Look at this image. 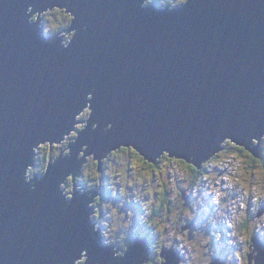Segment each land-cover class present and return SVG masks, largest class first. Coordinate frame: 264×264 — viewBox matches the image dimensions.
<instances>
[{
	"label": "water",
	"instance_id": "95a60500",
	"mask_svg": "<svg viewBox=\"0 0 264 264\" xmlns=\"http://www.w3.org/2000/svg\"><path fill=\"white\" fill-rule=\"evenodd\" d=\"M145 1L0 0V264L147 261L146 239L122 257L102 244L96 191L77 184L90 156L97 172L121 148L195 170L226 142L260 157L264 0H185L178 9ZM47 10L70 16L59 34L41 26ZM74 131L67 154L26 181L36 150ZM251 241L248 258L264 264V243ZM161 253L162 264H178V254Z\"/></svg>",
	"mask_w": 264,
	"mask_h": 264
},
{
	"label": "rangeland",
	"instance_id": "374dc122",
	"mask_svg": "<svg viewBox=\"0 0 264 264\" xmlns=\"http://www.w3.org/2000/svg\"><path fill=\"white\" fill-rule=\"evenodd\" d=\"M184 2L185 0H147L143 7L155 5L157 8H175ZM37 19L38 14L30 21L34 22ZM39 20L46 35H51L62 32L70 17L57 10H47L42 13ZM69 38L70 35H66L64 42L66 43ZM88 115L89 110L86 109L77 118L76 132L84 127ZM76 132L67 136L61 144L53 145L51 148L48 145H41L36 150L35 166L28 170L26 177L41 176L48 160L55 159L59 154L66 155L68 152L66 146L74 140ZM224 145L227 148L225 147L216 156L217 162L224 161V163L221 162L212 172L209 171L201 177L197 182L199 184L194 187L190 183L189 168L181 160L162 159L160 163L157 161L159 165L157 169L154 168L156 171H152L151 168H149L151 170L148 168L143 170L144 181L149 180L150 198L145 196L144 181L136 173L142 162V158L136 152L121 148L107 157L109 161L111 160L106 166L109 179L103 184L110 193L107 195L106 191H103L102 197L95 203L94 200L98 197L96 194L92 208L95 211L93 214L96 218L95 229H99L101 235L103 231L104 236L101 238L114 248L112 252L118 249L114 253L115 257L124 255L125 251L123 252L121 245L126 238L133 235L130 228L143 225L148 220L150 210L151 212L158 210L159 204L152 197L154 187L161 182L170 192L168 202L171 211L165 213L163 210L162 216L153 217L151 228L155 230L154 234L159 236L158 245L164 243L165 251L180 253L177 255L178 264H218L215 257L220 258V256L225 259L224 264H254L253 258H248L251 254L247 252L246 245L249 239L251 247L252 238L258 236L259 241L264 242V213L259 218L256 217L259 214L258 207L264 201V168L256 167V171L252 174L246 169L242 154L239 155L234 151L229 142ZM263 146L264 137L260 149ZM262 149L260 156L264 155V148ZM93 162V156H90L85 167L82 168L81 182L84 183L86 178L90 181L98 180L99 171L97 172V164ZM218 167H223L222 171L214 172ZM151 176H154L152 183H150ZM81 182L80 186L78 183V187L83 192L84 184ZM71 188L70 180H67L62 186V191L69 196ZM95 191L97 193L96 189L90 192ZM182 191H185L190 199L186 200L188 203L184 205L185 211L181 214L178 206L182 201ZM159 196L163 197V190L160 191ZM151 201L153 204L150 203ZM243 221L247 222L246 230L242 228ZM191 223L195 225L191 227ZM183 226L187 234L182 235L179 228ZM182 256L185 259L180 261ZM147 261L144 264H152L154 260L150 261L147 256ZM83 262L81 260L77 264Z\"/></svg>",
	"mask_w": 264,
	"mask_h": 264
},
{
	"label": "flooded vegetation",
	"instance_id": "af4514ba",
	"mask_svg": "<svg viewBox=\"0 0 264 264\" xmlns=\"http://www.w3.org/2000/svg\"><path fill=\"white\" fill-rule=\"evenodd\" d=\"M66 14V13H65ZM67 15V14H66ZM69 16V15H68ZM70 17V16H69ZM71 19V18H70ZM225 147H226V145H224ZM224 147V148H225ZM231 147V146H230ZM227 148V147H226ZM128 150V149H127ZM239 152V151H238ZM240 152H241V154H242V157H244V158H242V160H244V163H245V167H246V169H248V171H250L252 174L254 173V171H256V167H262V168H264V162L262 161L261 162V159H263V156L261 155L259 158H257L258 159V161H255V162H252V157H251V155L249 154V153H247V152H244L243 150H240ZM113 154V153H112ZM110 157V156H109ZM162 159H167V156L166 155H164V156H162L159 160H158V162L160 163V161L162 160ZM111 161V160H110ZM110 161H109V158H106L104 161H103V163H102V167H101V169H100V171H99V176H98V180H95V181H90V180H88V182H94V184L92 185V183L90 184L89 183V187L88 186H86L85 184H84V186H83V192H87V191H92L93 189H96L97 190V193L96 194H98V197L94 200V202L95 203H97V199H100L101 197H102V192L104 191V184H103V182H106V180H108L109 179V177H107V172H106V166H107V164H109L110 163ZM143 162V163H142ZM142 162L139 164L140 166H139V169H136V173H137V175L139 176V178H141L143 181H144V176H143V170H146V168H151L152 169V171H156V169L158 168V165H159V163L157 162L156 164H150V163H148V162H146V161H144L143 159H142ZM94 164H96V162L94 161L93 162ZM216 162L215 161H210V162H208L205 166H203L204 167V171H207L206 172V174H208V169L212 166V165H214ZM162 164V163H161ZM186 164V163H185ZM186 166H190L189 164H186ZM85 167V166H84ZM90 167V166H89ZM89 167H87V169L89 168ZM154 168H156V169H154ZM151 169H149V170H151ZM189 172H190V170H189ZM155 175V174H154ZM153 177L154 176H151L150 177V179H151V181H150V183H152V182H154L153 181ZM87 179V178H86ZM189 182V181H188ZM81 183H83V182H81ZM111 184V183H110ZM144 184H145V187H144V190H145V196L147 197V198H150L149 197V191H148V185H149V180L147 179V181L145 182L144 181ZM97 185V186H96ZM79 186H80V182H79ZM166 185L165 184H161V182L160 183H158L155 187H154V192H153V199H154V201L156 202V203H158L159 204V208H158V210H159V213L157 214L158 216L160 215V216H162L163 215V210L165 211V213H167L168 211H171V205L169 204V200H168V198H169V196H168V194L170 193L169 192V190H167V189H165L166 187H165ZM161 190H163V197H161L160 198V196H159V193H160V191ZM185 194V195H184ZM184 195V196H183ZM183 197V198H182ZM190 198L188 197V196H186V193H185V191H182V194H181V203H180V205L178 206V209L181 211V214L183 213V211H185L184 210V205L186 204V200H189ZM151 204H153V201H151L150 202ZM188 203V202H187ZM150 213V214H149ZM148 213V215L150 216H152V212H151V210H150V212ZM95 214V213H94ZM156 215V216H157ZM180 215V214H179ZM155 216V217H156ZM153 218V217H152ZM182 219H183V217H181ZM92 219H93V223H94V225H96V218H95V216H93L92 217ZM192 225H195V223H191V227H192ZM143 228V229H142ZM146 228H149V229H146ZM183 228V229H182ZM187 228H188V226H187ZM131 229V231H132V234L133 235H131V237H129V238H126L125 240H124V242L122 243V245H121V247L123 248V252L125 251V249L127 248V246L128 245H130L134 240H136V239H146L147 241H148V243L150 244V248L148 249V251H147V254H148V252H149V258H150V261H151V259L152 260H154V261H152V264H162V261H161V259H160V254H161V252H163V251H165L164 249L165 248H163V244L164 243H161L160 245H158V241H159V236L156 234H154V232H155V230H153L152 228H151V225H150V223H149V221H145L144 222V224L143 225H141V226H139V225H137V226H134V227H132V228H130ZM182 229V230H181ZM97 231H99V229H97ZM179 232L183 235V234H187V232L184 230V226L183 227H181V228H179ZM102 236H104L103 235V231H102ZM256 236V235H255ZM102 243H103V245L104 246H107V247H109L110 249H114L113 247H111L110 246V244L109 243H106V240L105 239H102ZM246 248H248L247 249V252H249V254H251V255H254V254H256V253H254L253 252V247H250V245H249V239H248V241H247V245H246ZM245 247H244V249H246ZM118 250V249H117ZM243 253H244V251H243ZM248 254V253H247ZM224 255H225V253H224ZM221 258V259H220ZM220 258H218V257H215V260H217V263L218 264H224L225 263V259H222L223 257L222 256H220ZM180 259H185L183 256L180 258ZM226 259H227V255H226ZM214 260V259H213Z\"/></svg>",
	"mask_w": 264,
	"mask_h": 264
},
{
	"label": "trees",
	"instance_id": "16d2710c",
	"mask_svg": "<svg viewBox=\"0 0 264 264\" xmlns=\"http://www.w3.org/2000/svg\"><path fill=\"white\" fill-rule=\"evenodd\" d=\"M57 12H59L58 10H57ZM70 21V20H69ZM69 23V22H68ZM67 23V24H68ZM62 30H64V29H62ZM231 147H232V149H234V151H239L238 152V154L239 153H241L240 152V150H243V149H240V148H238V147H235L233 144H231L230 145ZM225 147V146H224ZM262 148H264V146L262 147ZM261 148V149H262ZM263 150V149H262ZM244 151V150H243ZM245 152V151H244ZM240 155V154H239ZM252 157V156H251ZM216 159H218V158H214V160H216ZM255 161H258V159H256V158H254V157H252V162H255ZM264 162V155H263V159H261V162ZM216 163L214 164V165H212L209 169H208V171H211L212 172V170H213V168L215 167V166H218L221 162L222 163H224V161H220V162H217V161H215ZM42 164V162L40 161V165ZM187 168H189V170H190V172H189V174H190V183H191V186L192 187H194L195 185H196V183L198 182V180L201 178V177H203L205 174H206V172L207 171H204L205 169H204V167H202V169H200V170H195L193 167H191V166H186ZM40 169V168H39ZM42 173V172H41ZM88 182V180L87 179H85L84 180V183L83 184H85L86 186H90L89 185V183H87ZM111 185V184H110ZM110 185H108V186H110ZM84 186V185H83ZM97 186V185H96ZM106 188V187H105ZM104 191H106V194L108 195V193H110V191H109V189L108 188H106V189H104ZM262 206H264V201H262L261 203H260V205H259V207H258V211H260V209H261V207ZM159 210H155V211H152V216L150 215V216H148V220L147 221H149V223H150V225H152V222H153V218L152 217H155L159 212H158ZM247 222L246 221H243L242 222V228H243V230H246V228H247ZM253 231H255V230H253ZM263 236V235H262ZM177 252V251H176ZM160 257V256H159ZM161 261H162V259H161Z\"/></svg>",
	"mask_w": 264,
	"mask_h": 264
},
{
	"label": "bare ground",
	"instance_id": "6f19581e",
	"mask_svg": "<svg viewBox=\"0 0 264 264\" xmlns=\"http://www.w3.org/2000/svg\"><path fill=\"white\" fill-rule=\"evenodd\" d=\"M178 8H179V6H176V7H175V9H178ZM214 194H215V193H214ZM213 204H214V203H213ZM220 225H221V224H220ZM94 228H95V226H94ZM225 229H226V228H225ZM254 234H255V232H254ZM261 236H262V235H261ZM258 239L260 240L259 236H258ZM260 242H261V241H260ZM261 243H264V242H261ZM131 244H133V243H131ZM131 244H130V245H131ZM128 246H129V245H128ZM128 246H127V247H128ZM221 248H222V247H221ZM126 249H127V248H126ZM125 251H126V250H125ZM123 256H124V255H123ZM160 256H161L160 259H162V262H163L164 259L162 258V253L160 254ZM180 261H182V259H181ZM146 262H148V261H146ZM146 262L143 261L142 264H144V263H146Z\"/></svg>",
	"mask_w": 264,
	"mask_h": 264
},
{
	"label": "clouds",
	"instance_id": "9594fccd",
	"mask_svg": "<svg viewBox=\"0 0 264 264\" xmlns=\"http://www.w3.org/2000/svg\"><path fill=\"white\" fill-rule=\"evenodd\" d=\"M146 2H147V0H146ZM155 6V5H154ZM156 7V6H155ZM160 9H163V8H160ZM173 9V8H172ZM49 161V160H48ZM31 178L32 177H26V175H25V179H26V181L27 180H31ZM80 179H81V177L78 179V181H77V184L79 183V182H81L80 181ZM78 190H79V187H78ZM80 191V190H79ZM87 192H90V191H87ZM83 193V192H82ZM103 244V243H102ZM75 264H77V260L75 261Z\"/></svg>",
	"mask_w": 264,
	"mask_h": 264
},
{
	"label": "built area",
	"instance_id": "2783aa9c",
	"mask_svg": "<svg viewBox=\"0 0 264 264\" xmlns=\"http://www.w3.org/2000/svg\"><path fill=\"white\" fill-rule=\"evenodd\" d=\"M226 166H227V165H226ZM226 166H224V167H226ZM222 168H223V167H218L217 169H215L214 172H217V171H220V172H221V171H222Z\"/></svg>",
	"mask_w": 264,
	"mask_h": 264
}]
</instances>
